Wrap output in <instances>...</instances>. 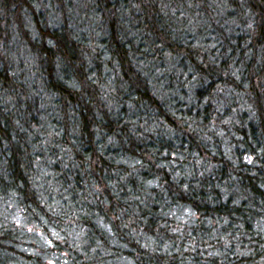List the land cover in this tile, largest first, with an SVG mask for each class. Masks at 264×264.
<instances>
[{
  "label": "clouds",
  "instance_id": "1",
  "mask_svg": "<svg viewBox=\"0 0 264 264\" xmlns=\"http://www.w3.org/2000/svg\"><path fill=\"white\" fill-rule=\"evenodd\" d=\"M0 264H264V0H0Z\"/></svg>",
  "mask_w": 264,
  "mask_h": 264
}]
</instances>
